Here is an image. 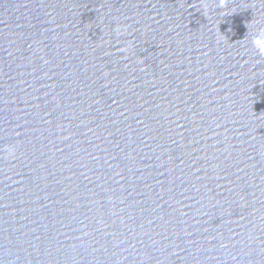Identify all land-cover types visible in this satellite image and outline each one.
<instances>
[{
  "label": "water",
  "instance_id": "95a60500",
  "mask_svg": "<svg viewBox=\"0 0 264 264\" xmlns=\"http://www.w3.org/2000/svg\"><path fill=\"white\" fill-rule=\"evenodd\" d=\"M264 0H0V264H264Z\"/></svg>",
  "mask_w": 264,
  "mask_h": 264
},
{
  "label": "clouds",
  "instance_id": "9594fccd",
  "mask_svg": "<svg viewBox=\"0 0 264 264\" xmlns=\"http://www.w3.org/2000/svg\"><path fill=\"white\" fill-rule=\"evenodd\" d=\"M250 44L258 56L264 57V28L258 29L252 34Z\"/></svg>",
  "mask_w": 264,
  "mask_h": 264
}]
</instances>
